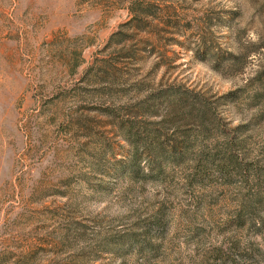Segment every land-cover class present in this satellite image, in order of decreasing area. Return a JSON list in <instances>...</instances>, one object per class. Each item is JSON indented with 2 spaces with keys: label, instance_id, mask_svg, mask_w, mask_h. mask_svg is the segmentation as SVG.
<instances>
[{
  "label": "rangeland",
  "instance_id": "obj_1",
  "mask_svg": "<svg viewBox=\"0 0 264 264\" xmlns=\"http://www.w3.org/2000/svg\"><path fill=\"white\" fill-rule=\"evenodd\" d=\"M262 81L264 0H0V264H264L252 184L152 173L122 133L213 150L198 99L264 160Z\"/></svg>",
  "mask_w": 264,
  "mask_h": 264
},
{
  "label": "trees",
  "instance_id": "obj_2",
  "mask_svg": "<svg viewBox=\"0 0 264 264\" xmlns=\"http://www.w3.org/2000/svg\"><path fill=\"white\" fill-rule=\"evenodd\" d=\"M138 9L141 8L138 6ZM130 13L134 21L138 13H135L133 9L130 10ZM233 58L237 59V57ZM162 94L160 98L167 95V92ZM182 108L187 114L186 127L194 128L197 131V138L200 135L209 137L217 130L220 133H225L223 142L215 145L213 150H208L206 145L198 142H196V146L192 145L189 142V137H182L180 141L176 139V134H172L169 139H165L164 136L168 135L162 136L160 133V129L165 126L164 122L151 123L153 128L148 131V129L141 128L136 121L124 124L122 127L124 139L132 146L143 145L146 154L152 160L149 163L152 173H162L167 167H183L188 161H193L194 178H200L213 171L222 179L234 178L241 180L246 185L252 184L253 196L251 195L249 200L243 202L242 213L250 221L258 212L261 213L257 230L264 239V160L256 161L247 157L240 159L237 155V148L242 145V142L236 139L234 132L222 129L220 126L222 123L218 121L216 112L207 103L197 99L193 103H182ZM136 139L138 143H136ZM194 153L196 158L193 156ZM131 156L132 162L130 163L134 165L133 168L137 165L139 158L135 152H132ZM237 218L238 224L243 225L242 217L238 216Z\"/></svg>",
  "mask_w": 264,
  "mask_h": 264
}]
</instances>
